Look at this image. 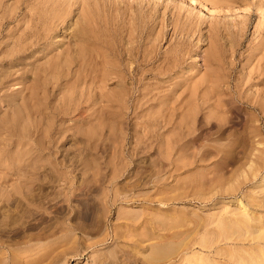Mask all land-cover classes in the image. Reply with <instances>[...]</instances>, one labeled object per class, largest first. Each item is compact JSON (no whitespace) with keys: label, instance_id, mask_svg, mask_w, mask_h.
<instances>
[{"label":"bare ground","instance_id":"6f19581e","mask_svg":"<svg viewBox=\"0 0 264 264\" xmlns=\"http://www.w3.org/2000/svg\"><path fill=\"white\" fill-rule=\"evenodd\" d=\"M17 1H19V0H16V2ZM21 1H23V0H21ZM35 1H37V0H35ZM63 1L67 2L68 0L67 1L62 0V2ZM87 1H89V0H87ZM100 1H101V3H103L102 2L103 0H100ZM100 1H99V3H100ZM105 1H107V2H105V3H107L106 6H108L109 0H105ZM126 1L127 0H125V2ZM146 1L148 2V4H143ZM0 2H3V1L1 0ZM56 2H57V0H56ZM70 2L72 3V0H70ZM85 2H86V0L82 1L83 4H85ZM111 2L114 5L116 3L115 0L110 1L109 3H111ZM125 2H123L122 0L120 2L121 4L124 3L123 5H125V9L129 8V7H127V5L129 6L130 3L131 4L133 3L130 1V2H128L129 4H127V2L125 4ZM191 2H192V4H190L191 8L196 9V7H194V6H195V4L197 5L198 0H191ZM53 3H55L54 0H53ZM71 3H69V4H71ZM80 3L81 2H79L78 4L80 5ZM105 3H103V5ZM134 3H136V6H138L136 8L137 10H135L134 13L136 11H138L139 7L140 8L143 7V5H146V6L151 5L150 8L147 6L150 9V11L146 7L148 9L149 13L151 12L150 14H152L153 10H154L153 12L158 11V13H160L159 9L162 8L163 6L165 7V10H167L166 8H168L167 4H165V0L164 1L163 0H134ZM134 3L132 4L133 10L135 9ZM213 3L211 4L212 9H210V10H212L214 13H216L219 11V9L222 6L220 7L219 3L217 4V2L215 4H213ZM6 4H8V3H6ZM22 4L26 5V3H24V2ZM35 4H37V2ZM42 4H44V3H42ZM58 4L59 3L57 2V7H54V6L51 7L52 9L50 8L51 9L50 12L47 13V11H46L47 14H45V16L42 18L39 16L40 20L38 19L39 22L41 20L44 21L43 22L44 25H42V24L41 25L47 26L48 27L47 29H49V31H50L49 33L56 31L60 26L64 25V27L70 28L72 25L70 27L68 25H70L71 23L73 24V22L70 23V20H69V13L73 14V12H68L70 7L68 8V6L66 5V7L63 8L62 5L64 6L65 5L64 3L60 7H58ZM67 4H68V2H67ZM73 4L76 6L77 3L75 4V1H74ZM83 4H81V5H83ZM112 4H109V5H112ZM119 4L118 5L116 4V6H115V8L118 6L116 9V11H118V12L123 7V6L121 7V5H119ZM131 4H130V7H131ZM2 5L3 4L0 3V44H1L0 45V99H1V101H4L5 103H7V105H6L7 107H8V105L10 106V108L12 107L11 110L12 111L14 110L15 113L12 116H10V115L9 116L8 115L2 116V114L3 113L5 114V112L2 113V111L0 110V113H2V114H0L1 115L0 116V264H45V262H47L46 264H73L72 260L76 261L78 259H81L83 256H87V255H89V257L91 259V264H264V68H262V70H257V71L251 70V71L246 72V73L244 72V70L238 71V69H236L237 65H236V67H233L229 70H222V68L220 66H219V68L218 67L215 68V66H218V65H216V63H218L217 59L221 58V56H220V54L215 55V56H218L216 59V57L213 55L214 53L215 54L217 53L216 52L217 48L214 46L213 47L215 50L214 52L212 51L213 49L210 50L211 49L210 47H208V49L209 48L210 49L206 50L207 52H205V53L210 54L211 53L210 51H212V55L207 54L209 57L208 56L206 57V55H204L205 57H203V64H204L203 68L205 67V71L201 72L199 70H202V69H199V70L196 69V71H198V72L195 71L196 74L193 73V74L189 75L190 73H188V71L185 70L187 72V74L186 75L184 74V76H183L181 73H182V71L184 73L183 65L185 63L184 61L186 60L185 58H187V56L185 57L186 45H187L186 40L193 36V35L191 36L189 34V31H190L189 29H191V31L193 30L192 32L191 31L190 32L193 33L194 35L196 34V32H194L196 29L194 27L195 23L190 25L188 22V20H189L191 23V21H192L191 18L188 19L186 17V19H188L187 24H189V25H186L185 20H182V22H185V24H183L181 22V24H183V25H181L180 21H178V19H177V18H179L180 14L178 16L175 15V16H177V18H175L173 16L174 14L172 15V18L174 17V19L177 20V21L174 20L175 22H177V23H175V24H177V26H176V32L174 31V33H177V31L179 30V31H181L180 34L181 35L183 34V36L180 37L178 40H177V38L179 35L176 37L173 34V36L176 37L175 40L178 42V46L176 45L177 48H173V47L172 48L176 49L175 51L178 52V54L175 53L174 51H172V49H171L172 52L168 50L169 53L171 52L173 54V52H174V54L173 55L169 54L170 56H167L168 55L167 54V55L162 57V59L164 57H166V60H165L166 62L164 60L161 61L162 63H163V61L166 63V65L164 64L163 67L156 65V62H154V61H149L152 59L154 54L152 55V53L150 52L151 46L148 45L147 47H149V48L147 49V47H146V49H144L145 48L144 46L146 44L143 43V41L144 40H145V42L148 41L149 40L148 37L150 38L152 35L149 34L150 36L148 35V37H145L148 40H146L145 38L143 40L142 31H144V29L147 30V27H148V26H145L147 24V22L143 21L144 20L143 19L141 22L146 23V24H143L141 26V27H145L143 30H141V28L138 26L139 24L137 25L135 23L137 25V27L140 28L139 31L141 30V32H139V33H141V34L138 33L139 34L138 35L137 34L138 30L135 32V29L133 26H132L133 27L132 29H134V30H131V28H130V30L128 29L129 31H131L130 33L128 31H126L127 33H129L128 35L127 34L126 35L130 38V43H128L127 40H125V41L130 46L127 47V45H126V47L124 46L125 48L122 49L123 44L124 45L126 44L123 41L124 43L121 42L122 45L120 46L122 50H120L118 52L114 51L115 46L113 47L114 48V50H113V48L111 47L112 44L111 45H105L104 47L102 46L103 47L102 50L99 49L100 47L98 45H95V46H98L99 50L96 47L92 46L93 48H96L95 51L98 50V52H99L98 57L100 60L96 61V62H99L98 63L99 66L97 65L96 67L97 68L99 67V69H100L101 79H98V77L97 78H95V77L89 78V77H91V75L95 76V74L97 73L95 70V72H94L95 74H90V71H91V73H92V70L94 71V69H92V68L95 66H92V68H90L91 64L89 62L85 63V61H88V59H86L85 61H84V59H79V56H80V58H82V57L87 58L86 55L81 56V55H78L79 53H77L76 55L74 54L76 52V50L79 51V48H78L79 46L81 48L80 54H82V51H81L83 49L82 45H83V43H84V45H86V42L84 40L85 39L84 35L87 36V34H84V32H83V34L80 33L79 35H77L78 31H75V32H77L76 36H73L74 33H72L73 34L72 36L77 37L76 39L79 41V43L78 42L76 43L78 47L75 46V44L73 45V46L77 47L76 50H75V48L74 49L72 48V43L71 44L68 43L69 45L66 43L68 45V46L67 45L66 46L67 47L70 46V47L67 48L65 46L66 47L65 50L61 49L60 52L56 53L57 55L52 56L51 59H48V60L46 59L47 62L45 64H43V65H45V68H44V66H42V67L39 66V65H41V63H44V61L43 62L40 61L41 62L40 63L37 59L45 56L51 50L52 46L49 45L46 48L44 46H41V47H43V49H40L41 48L40 47L39 50L42 53L44 52L43 55H42V53L38 52L37 48H36L37 50H35L34 45L37 47V45L42 44V43H46V42H44V39H41V37H39L38 38L39 41L37 40V44H36V40H34L32 37H30V36H32V35H30L31 32L34 31V30H31L30 28H29L30 32L27 31V29H26V31H24L23 35H22V33L20 34L21 35V36H19L20 38H15V37H17L15 34H18L15 31L16 29L14 30L12 28V24L15 22V20L13 21L11 18H7L9 12H8V14L4 13V15H7L6 17L3 16V12H5L3 10H5V8L7 6L4 5L6 7L3 6L4 9H2ZM9 5L10 4H8V6ZM21 5H20V8H19V6L17 8H15V9H17V11L14 10L13 9L14 7H12L13 5H11L10 7H12L11 8L12 11H11V9H9L10 12L13 13V11H15L16 12L15 14H18L19 13L18 11L23 12V10L21 9ZM49 5H50V3H49ZM74 5H73V7H75ZM51 6H52V4H51ZM69 6H72V4ZM85 6H86V4H85ZM119 6L121 8H119ZM258 6H260V8L262 10H264V0L261 1ZM76 7H79V6H76ZM89 7L87 6L88 9L85 8L87 11H85V9L82 10V12H81L82 16H84L83 14L86 15L87 14L86 12H88V15L92 14V13H89ZM41 8H44V6ZM65 8H66V10H65ZM72 8L70 9L71 11L74 10ZM79 8H81V7H79ZM107 8H109V7H107ZM118 8H119V10H118ZM191 8L189 9L190 12L194 11V9L191 10ZM27 9H29V7ZM27 9H25V10H27ZM81 9H83V8H81ZM130 9L131 8L127 9L126 11L128 12V10H130ZM132 9L130 11H132ZM143 9H141V10H143ZM147 9L143 10V11H145V13H146ZM32 11H34V8ZM84 11H85V13H84ZM121 11H123V10H121ZM25 12H27V11H25ZM34 12H36V11H34ZM111 12H113V11H111ZM124 12H125V10H124ZM138 12H139V14H140V12L142 13V11H138ZM138 12H136V13H138ZM77 13H80V12L77 11ZM119 13H121V12H119ZM158 13L156 12V14H158ZM15 14H14V16H16ZM31 14H32V16H34V14L32 12L30 13V16H31ZM81 14H80V16H81ZM129 14H131V12ZM135 14H132V15L134 16ZM142 14L144 15V13H142ZM175 14H177V13H175ZM10 15L11 14H9V16ZM24 15L26 17L25 13H24ZM36 15H38V14H36ZM132 15L130 16L131 18L133 17ZM147 15H149V14L147 13ZM147 15L145 14V16L148 17V19L150 20L149 16H147ZM152 15L154 16V13ZM12 16H13V14L10 17H12ZM70 16H71V14H70ZM107 16H109V15L107 14ZM125 16L127 17L126 14H125ZM125 16H124V18H125ZM189 16L191 17L193 15L190 14ZM16 17H14V19ZM89 17H92L91 21L87 19L88 17L87 18L84 17L86 24L88 21H89L88 24L89 23L93 24L92 22L96 21V20L98 21V19H96V20L93 19V18H95L93 15H91ZM102 17L107 19L106 15H105V17L99 16V19ZM135 17L138 18V19L136 18L137 21L138 20L140 21V19L144 18V16L142 17L139 15V17H140V19H139L138 14H136ZM150 17H151V19L153 18L152 16H150ZM21 18L23 19L24 16ZM21 18H19L20 19L19 21H22ZM76 18H77V16H76ZM131 18H129V20ZM180 18H179V20H181ZM26 19H27V17H26ZM30 19L31 18H29V21H30ZM80 19H81V17L78 18V20H80ZM136 19L133 18V21L131 19L132 24L134 23V21ZM154 19H155V17H154ZM25 20H23V21L25 22ZM122 20H125V19L122 18ZM126 20H128V18H126ZM23 21H22V23H24ZM31 21L29 23L27 22V24H31ZM71 21H73V20H71ZM97 21L94 22L95 26L92 25V27H93L92 29H91V26H89L90 24L89 25L87 24L88 25L87 26L88 28H87L85 26L84 21H80V22H83V24H84L83 26H85V28H82L81 30H83V29L89 30V28H90V30L93 31V29L96 27V25H98L97 23L100 22V20H99V22H97ZM105 21H108V20H105ZM157 21H156V25L159 22V21L158 22ZM32 22H33L32 24H36V23H34L35 21H32ZM103 22H104V20H103ZM108 22H110V21H108ZM115 22H116V20H115ZM127 22H129V21H127ZM17 23H18V26L20 25L22 27L21 22H20L21 24L19 22H17ZM17 23H16V26H17ZM79 23H78V25H80ZM110 23H112V22H110ZM117 23H118V21H117ZM148 23L150 24L149 21H148ZM178 23L181 26H179ZM24 24L26 25V23H24ZM24 24H23V26H24ZM66 24H68V25H66ZM120 24H122V23H120ZM128 24H127V27L129 28ZM135 24H133V25L135 26V28H137ZM175 24H174V26H175ZM31 25H29V26L26 25V26L32 27ZM76 25H77V23H76ZM102 25L103 24L101 23V26ZM106 25H108V24L106 23ZM106 25H105V27L109 28ZM18 26L14 27V28H17L18 30H20L18 28ZM101 26L99 24V26H97V27H101ZM103 26L101 28H104ZM111 26L113 27V30H114L115 27L113 25H111ZM111 26H110V28H111ZM160 26H162V24ZM35 27H36V25H35ZM77 27H78V29H80L81 25H80V27L76 26V28ZM153 27H154V25H153ZM153 27L149 30V33L152 32L151 31L152 29L153 30L156 29ZM22 28H24V27H22ZM37 28H38V26H37ZM42 28L44 29L45 27H42ZM76 28L74 27V29H76ZM101 28H100V30L98 28V32H100V34L102 33L101 30H103ZM106 28L104 29L105 31L107 30ZM119 28L121 29L120 26H119ZM157 28H158V26H157ZM163 28H165V26L162 27V30H164ZM116 29H117V27H116ZM123 29L126 30L125 26L123 27ZM197 29H200V28H198V26H197ZM24 30H25V28H24ZM37 30H36V32H37ZM60 30H62V29H60ZM60 30H59V32L57 30L58 34L60 33ZM67 30H69V29H67ZM90 30H89V35L91 34ZM104 30H103V33H104ZM157 30H158L157 33H159V30H161V29H157ZM162 30L160 31V36L161 35L163 36V34H161V33L164 31H162ZM72 31H74V30L72 29ZM108 31L109 30H107V32ZM110 31H111V29H110ZM121 31H122V29H121ZM133 31L135 32L136 35L133 33ZM186 31H188V34H186L187 33ZM38 32H37V34H38ZM112 32L114 33V31H112ZM116 32L118 33V31H116ZM42 33H44V30ZM85 33H88V31ZM119 33L122 34V32H120V31H119ZM153 33H154V31H153ZM184 33L186 35H184ZM95 34H96V32H95ZM107 34L110 35L111 32L110 33L108 32ZM197 34H198V32H197ZM92 35L89 36V37H92L91 39L94 38ZM123 35H125V34L121 35L122 38L120 36L121 40L124 39L123 37L126 36V35L125 36H123ZM154 35L156 36V32ZM111 36H112V34H111ZM57 37L58 36H56V39H57ZM69 37H71V35L68 36V39H69ZM89 37H87V38L89 39ZM102 37H103V35H102ZM108 37H110V36H108ZM156 37L153 38V40L155 39V41L157 43L158 41H160V39L158 38V40H157ZM164 37H165V35H164ZM100 38H101V35H100ZM115 38H114V40H113V37H111L109 39H111L112 40L111 42H113V41H115ZM129 38H127V39H129ZM64 39H65V37H64ZM64 39L62 42H64ZM66 39H67V37H66ZM71 39L73 40L72 37L70 38V40ZM94 39H97V41H95L94 44L100 43V42H98L99 37H96ZM94 39L92 41H94ZM103 39H105V37H103L102 39H99V41L103 40ZM116 39H118V41H119V36ZM151 39H152V37H151ZM151 39L149 41H151V43H152ZM190 40H191V38H190ZM49 41H47V42H49ZM109 41L110 40L106 41L105 43L103 42V44H106ZM149 41L147 44H149ZM171 41L169 44H172ZM198 41H200V40H198ZM59 42H60V40H59ZM87 42H88V44L92 43L91 40L90 41L87 40ZM188 42L191 43L189 41V39H188ZM200 42H198V43L200 44ZM118 43L119 42H117V45H119ZM151 43H150V45H152ZM79 44H81V45H79ZM101 44H102V42H101ZM107 44H110V42ZM155 44H153V45H155ZM192 45L191 46L189 45V46L192 47ZM58 48L60 50V47H58ZM58 48L56 46V49H58ZM89 48L90 47H88V51H90ZM142 48L144 49L143 53L145 54L143 56V59L140 56L141 52L143 50ZM54 49L55 48H53V50ZM85 50L86 49L84 46L83 54L84 53L86 54L87 50L86 51ZM152 50L154 51V48H152ZM156 50L158 51L159 49L156 48L155 51ZM187 50H188V48H187ZM192 51H193V49H192ZM192 51L190 53H192ZM187 52H189V50ZM36 53H39V55L41 54V56L38 57V54L36 55ZM166 53L167 52H165V54ZM190 53H188V54H190ZM89 54L92 56L91 53H89ZM88 58H89V56H88ZM93 58H94V55H93ZM93 58L91 57V59L90 58L89 59L93 61ZM140 58H141V60H140ZM159 58H160V56H159ZM34 59H35V61H34ZM78 59L83 60L84 63L89 64L90 67L88 65L82 64V62H79V64H80L79 65L77 63L79 61ZM221 59H219V60H221ZM37 61L40 63L39 65H37L38 64ZM198 61H202L200 59V57L196 58L195 63ZM221 61H223V60H221ZM231 61H234V60H231ZM96 62H94V63H96ZM228 62H230V61H228ZM76 63H77V65L73 69V67ZM94 63H92V64H94ZM224 63L223 62L220 63V61H219L218 64H221V65L223 64L222 67H224ZM150 64H153L156 66L151 65L152 67L149 68ZM235 64L233 63V65H235ZM26 65H29L31 67L27 69L26 67H24ZM94 65H96V64H94ZM160 65H162V64H160ZM185 65H186V63H185ZM192 65H194V64H192ZM230 65H231V63H230ZM188 66H189V64H188ZM225 66H226V64H225ZM67 68H70L71 71L73 70L72 74H71V72L70 73L66 72ZM89 68H90V70H89ZM193 68H194V66H193ZM63 69L66 70V71L65 70L64 71H65V73L69 74L68 75L69 77L70 76L72 77V79L70 81L74 80L73 81L74 83L70 82V81L66 82L68 84H66L65 86L69 85V83H72V85H69L71 87L68 86L70 88V89L68 88L70 91L76 90V92H77V90L79 91L78 88H80V87H82L80 89H85V88L89 89L90 88V89L99 90L98 88L100 86V92L102 94H104L103 90H105L106 88H104L102 90L103 91L102 92L101 89L104 87L103 85L105 84V86H106L107 85L106 83L108 81H110V79L116 80V84H118L120 86L119 90L120 89L121 90L120 91L116 90L117 92L115 91V94L119 93V95H117V97L115 96L116 98H114V99H111L114 97V95L110 96V98L109 97L106 98V96L103 97L101 93H100L101 94L100 95L99 92H95V93H98L99 96H102V97H100L101 100H100V98H97V97H94L95 99H93V97H88V92L86 93L87 94V98H86L87 100L85 102H87V101L91 102L93 107L97 105L96 106L97 110H99L100 109L99 107H101L100 105H98L99 102L100 103L105 102L103 104H106V102H107L109 104L108 108H103V109H102L103 105L101 104L102 105L101 110H103L101 112H99V111L95 112L96 108L95 109L91 108L94 110L95 113L90 112L88 114L89 117L91 118V117H94V116L99 115L101 113L99 115V117H97V118L101 119L102 118L101 116L103 114L104 121L106 118L111 119V117L120 118L119 120L120 121L123 120V123H124V120H126L127 122L125 121V123L127 124V126H125V124H123L121 122L124 126L120 127L121 124H119V127H118L117 124H118L119 120L117 121V119H115V121H117L116 124L113 122L114 127H112V128H114V129H112L110 127V126H113L112 125L113 123H111L110 126L108 125L109 128L112 129L111 132L113 130H115V125H116V127L120 128L121 129L120 133L117 132L118 130L115 131V133L113 131V133L115 134V136H116V133H117V136H118V134L124 135L126 137L125 141L127 138L129 140V137H130L127 130H129V132L131 131L130 141H127L126 144L124 143L123 146L122 145L120 146V147H123L119 151L120 154H122V152L125 151V152H123V154L127 152L126 153L127 158H131V159H134L135 157L136 158L140 157L141 155H139V154H141V153L143 154L142 155L143 157L141 156L143 159H144V156H146V159H147V154L150 157V159H151V157L155 158V156H156L157 163L153 161L154 160V158H153L152 162H154L155 164H154V166L152 164L151 165L153 167H155L156 165H158V167H160V168H158L159 170L157 169V167H155V169H157V170L154 171V174L151 173V172H153L152 170H154V169H152L150 171L148 168L145 167V169H148L150 171V172H148L146 170L145 175H146V173H151L150 176L155 175V176L159 177V179L153 180L156 182L154 192H152L153 190H151V189L149 191V193L152 192V193H154V195H152L151 193L146 194L147 192L145 191L146 193L144 192L143 194H141V196L146 194L145 200L142 199L143 200L142 201L139 199L140 201H142L141 207L145 206L144 209L145 208H148V209L147 210L145 209V211H141V212L139 209L136 212L137 214H134V211L136 209L134 211H129L128 213H125V212L121 213L122 210H120L118 212L120 214V215L118 214V217H119V219H122V221H119L118 218L116 220H118L119 222L115 223L113 221L115 224L112 225V231H111L110 227L105 229V227H106L105 221H109L107 219L108 215L105 214L106 211H108V208L110 209V212H112L113 210L118 208L119 204L128 205L130 203L135 202L137 204L138 202H140L139 200H137V198H136V200H134V197H129L127 195V193L128 192L130 193V191L133 193L134 192L133 190H139L141 187H143V184L146 185V182L150 183L151 178L149 179L147 177L148 181H145V183H143L144 181L143 182L140 181V183H139L138 180H137L138 183L137 182L135 183L133 181V179H131L134 183L133 182L131 183L129 181L130 184H127L128 180H126L125 181L126 183H124L125 184V186H124L123 183H122L123 184L122 185L121 182H119V179L122 177V173L124 172L123 169L124 168L128 169L127 166L125 167L126 163L124 164V168L122 166H120V168H117L118 166H116V167L111 166L113 170L111 169V173L108 174V176L107 175L105 176L104 174L106 173L107 168L106 169H104V167L102 168V169H104V171L106 170L105 173L102 174L103 171L100 170V168L98 169L96 166L97 164L93 163V161H95L97 163L99 162L98 163L99 167H101L102 164L100 166V161H97L98 159L93 157V154H92L91 157L93 158V161L92 162L90 161V162H91V165L94 164L95 167L98 170H100L99 175L97 176V174H95L98 171L97 172L94 171L93 173H90V177L87 178V180H85V181L91 182L92 184L95 185V184H98L97 182H99V181H97V179H99V176L101 177L100 181L101 180L104 181V178L106 177L104 182L101 181L100 185H97V186H100L99 190L96 187V185L95 186H93L92 184L90 185V186H93L92 188L96 187L98 192L100 193L99 194L100 196H98V192H97V195L95 194L96 197L101 198L102 197L101 192H102V194H104L105 190L108 191L107 188H109V186L111 187L110 188L111 190H115L116 194L113 192L114 193L113 196H111V195L108 196L109 192H107L104 194L106 196V198H103V200L105 199L104 202H102V198H101V201L98 202V204H97V201H99V200L93 201L94 199L92 198L93 202L87 203V202H84V200H85V198L83 197L84 195L82 196V190L87 186L80 187L79 185H77L75 183V180L72 179V177L74 175L73 173H75L76 171L78 173V171L80 170V169L79 170L77 169L74 172L73 171L74 169L73 170L71 169V165L74 164L75 160H77V158L79 156H76V159L74 160V162L72 160L73 164H71V157L74 155L70 156V154L72 152H68L66 158L64 159L65 160L64 163L62 162L63 164L59 165L60 163L58 162L59 164L57 165V163L54 162V159H55V158H53V156L55 154L54 150L59 148V144H60L61 140L63 142V140L66 138L64 142L68 143L70 141V139H69L70 136L69 137L64 136V138L62 139L60 136L61 134H59L60 139H61L59 141L58 140L59 136L53 135L52 132H54V131H51V132L49 131L50 129L48 127L54 126V124L52 125V123H50V126L45 125L49 130L47 128H46V130H44V132L48 136L51 137V139H48V142L50 143L49 145L47 144V141L45 140L47 146L44 143V147H42V146H40V141H38L39 139L38 140H34L36 138L33 139V134H32L33 131H31L33 129V127H35L34 130L36 129L38 133L39 132L41 133V130L45 129L44 128L45 126L43 127V120L46 116L43 117L44 112L42 111L43 113L41 114L40 111H41V109L45 110L46 105H43L44 106V109H43L40 106L41 104H43V102L38 106L37 101L39 104V99L45 98L44 96L47 95L48 93L43 94L44 96H41L40 93L43 90H41V92H40L38 89H41V87L43 89L44 86H46L45 88H50V86H53L52 88L54 89V87L57 85H59V88H60L61 81L63 82L64 77H67L63 73ZM189 71H190V69H189ZM97 75L99 76V71H98ZM97 79L101 80L100 81L101 83L99 82L100 84H98ZM113 81H111V82H113ZM111 82H109V83H111ZM13 83L16 86H18L19 90H20V88L22 89V90H20L21 93H19V94L17 93L18 95H16V92H15V94H13V95L12 94L6 95L4 92H9L10 90L7 91L8 88L5 91H3V90L8 86L10 87V85L11 86L14 85ZM90 85L96 86L98 88L97 89H96V87L93 88ZM112 85H114V84H112ZM63 87H64V85H63ZM116 87H117V85H116ZM65 88H67V87H65ZM109 89L110 88L106 89L105 93L108 92ZM111 89L114 90L115 88H111ZM59 90H61V88ZM69 90H67V91H69ZM54 91H52V92H54ZM70 91L68 92L70 95L66 91H63L67 95H69L67 98H66V96H67L66 94H64L63 96H65V99H67V100L69 99L72 102H74V98L72 96L73 91H72V94L70 93ZM84 91L82 92V94H84L86 92V91L85 92ZM88 91L90 92V90H88ZM76 92H74V93H76ZM109 92L111 95L112 91H109ZM44 93H45V91H44ZM90 93H92V91ZM78 94H80V91L78 92ZM106 94H107V96H109L108 93H106ZM106 94H104V95H106ZM113 94H114V92H113ZM61 95H56V96H58V99H59L60 98L59 96H61ZM74 95L76 96V94H74ZM70 96H72V97L70 98ZM94 96H96V94ZM46 98H48V97L46 96ZM49 98H48V100H49ZM82 98H84V97H82ZM58 99H55V100L58 101ZM78 99H80V98H78ZM67 100H65V101H67ZM81 100L82 99H80V101ZM1 101H0V105H1L0 107L2 109L3 103ZM45 101L47 102V100L44 99V103H45ZM78 101H76V105H77V107L78 106L80 107V105H82V103L79 101V103L77 104ZM63 103H62V105H64ZM67 104H68V102H67ZM71 104H73V103H71ZM87 104H90V103L87 102ZM62 105H61V107H62ZM65 105H66V103H65ZM57 106H59V105H57ZM71 106L72 105H69L68 107H71ZM104 106L107 107V104ZM68 107H65V110ZM159 107L161 110H158ZM10 108H6V109L10 111ZM38 108H40V110H38ZM47 108H48V105H47ZM55 108H56V106H55ZM86 108H88V107H86ZM70 109H68L69 112H67V113H70ZM75 109H76V107H75ZM57 110H59V109H57ZM73 110H74V108H73ZM46 111H48V109ZM61 111L62 110H60V113H61ZM75 111L77 113V110H75ZM82 111H79V112L81 113ZM85 111H87V110L85 109ZM53 112H56V110L54 111V109H53ZM6 113L9 114V112H7V111H6ZM72 113H73L72 115L75 114L74 111ZM49 115H51V113ZM69 115H71V114H69ZM82 115L86 116L87 114L83 113ZM75 116H76V114H75ZM85 116L82 118L85 119ZM50 117H52V119H53V116H50ZM86 117H88V116H86ZM89 117H88V119H89ZM58 119H59V117H58ZM66 119L67 118L65 117V120ZM93 119H96V118H93ZM93 119L91 118L90 120L93 121ZM47 120H51V119L49 118ZM128 120H130V121H128ZM138 120H142V122H140ZM52 121H54V120H52ZM120 121H119V123H120ZM83 122H84V120H83ZM83 122H82V124H83ZM94 122H93V124L90 122L92 124L91 126L94 125ZM97 122H99V120ZM111 122H112V120H111ZM64 123H63V126L65 125ZM76 123L78 125L79 122H76ZM102 123H103V121H102ZM107 123H109V121H106V124H103V126L104 125L107 126ZM44 124L48 125L47 121H45ZM100 124H101V122H100ZM100 124H97V125H100ZM10 125H11V127L12 126L15 127V128L10 129V130H14V132L9 131L10 133L12 132L10 136H8L9 134L6 133V135L9 137V138H6L4 135V132H5L4 129L7 130V128H8V130H9ZM61 125L62 124L60 123V126ZM69 125H70V123H69ZM80 125L81 124H79V126ZM86 125H88V124H85V126ZM60 126H58V127L60 128ZM74 126H73V128H76V126L75 127ZM79 126H78V128H79ZM91 126L90 127L87 126V128L92 129ZM95 126H96V124H95ZM95 126H93V127H95ZM103 126L100 125V127H103ZM106 126H104V128H102V129H105ZM136 126H141L140 128L142 130H138V127H136ZM31 127H32V129H31ZM96 127H97L96 131H98L99 133L102 132L101 131L102 129L101 130L98 129L99 126H96ZM124 127H125V130L127 129L126 130L127 132L124 131ZM41 128H43V129H41ZM62 128H64L65 130L67 129L66 127H62ZM78 128H76V129L79 132L80 128L79 129ZM87 128H86V130H87ZM64 129H62V131ZM68 129L70 130V127ZM81 129L85 130L84 127ZM81 129H80V132H81ZM2 130L4 131L3 133H1ZM75 130H74V132H75ZM83 130H82V133H78V132L77 133L79 135L83 134V136L85 138H87V136H88L87 134L92 132L91 130H87L88 133L86 134V133H83L84 132ZM86 130H85V132H86ZM92 130H94V129H92ZM58 131H60V130H58ZM37 132H36V135H37L36 137L38 138L39 134H37ZM64 132L65 131H63V134H64ZM66 132H68V133H65V134L69 135V131L66 130ZM72 132H73V130H72ZM74 132H73V134H74ZM93 132L91 134H93ZM98 132H96V133H98ZM111 132L109 130V133L112 135L113 133H111ZM103 133L106 134L104 130H103ZM103 133H102V135H103ZM75 134H76V132H75ZM84 134H86V135H84ZM91 134H89V135L92 136ZM110 134L108 136V137H110L108 140H107V138L104 139V140H106V142L107 141L109 142V145H110V143H111V145L113 143L110 141L115 140L117 142L118 140H120V138L121 139L124 138L122 135H119V139L117 137V139H118L117 140V139H115L116 137L114 135L111 138ZM45 135H44V137H45ZM47 135H46L45 139H47ZM74 136L78 137L77 134ZM80 136H79V138H80ZM94 136L96 138L94 141L96 144L100 143V141L103 139V137L100 136L102 139L99 142H96V140L99 136H97V135H94ZM105 136H104V138H105ZM34 137H35V135H34ZM76 137H73V138L76 139ZM136 138L138 140H136ZM81 139H83V138H81ZM84 139L81 141H84ZM92 139L94 140V138H92ZM92 139H91V141H92ZM111 139H114V140H111ZM40 140L42 141V135H41ZM104 140H102L101 142H104ZM32 141H34V142H32ZM76 141H80V140L78 139ZM62 142H61V144H62ZM85 142L87 143V146H91L89 144V140H85ZM106 142H104V144ZM74 143L75 142L72 141L71 144H74ZM121 143H123V139L121 140ZM121 143H119V144H121ZM41 144H43V141ZM104 144H103V146L106 145V144L105 145ZM80 145L82 146V144H80ZM109 145L107 143V147ZM114 145L116 146V148L114 147L115 151H116V149L118 147L117 143ZM76 146H78V145H76ZM81 146H80V148H81ZM83 146H82V149H83ZM92 146H94V143ZM92 146L90 148H92V150H93L94 147H92ZM77 148H79V147H77ZM96 148H98V147H96ZM109 148L112 149V146L108 147V149ZM61 149H62V147H61ZM65 149H66V147H65ZM99 149H102V148H99ZM70 150H71V148H70ZM70 150H68V151H70ZM92 150L88 149V151H92ZM96 150L97 149H95V152H96ZM121 150H123V151H121ZM78 151L81 152V149ZM86 151H85V154H86ZM100 151H103V150H100ZM104 151H105V149H104ZM111 151H113V150H111ZM115 151H113L114 154L118 152V150H117V152H115ZM60 152H61V150H60ZM64 152H66V151L64 150ZM64 152H63V154L65 155ZM88 153H90V152H88ZM57 154H56V156H57ZM85 154H83V155H85ZM98 154H103V153H98ZM59 155H61V153L58 154V157H59ZM90 155H91V153H90ZM103 155H105V154H103ZM112 155H110V156H112ZM117 155H119V154H117ZM82 156H81V159L83 160ZM96 156L100 157L101 155L96 154ZM110 156H108V157H109L110 163H111L112 161H111ZM91 157H89L88 160ZM114 157H115V155H114ZM119 157L121 158L122 156L119 155ZM74 158H72V159H74ZM94 158L97 160H94ZM56 159H57V157H56ZM62 159H61V161H62ZM79 159H80V157H79ZM104 159H106V158L104 157ZM99 160H102V159L100 158ZM106 160H108V159H106ZM106 160H104V162H106ZM112 160H114V158ZM124 160H123V163L125 162ZM115 161H116V158H115ZM119 161H121V159H119ZM79 162L81 164V160ZM126 162H128V161H126ZM137 162H139V161H137ZM140 162H143V161H140ZM152 162L150 161L149 163H152ZM82 163H83V161H82ZM85 163L88 164L89 161L88 162L85 161ZM101 163H103V162H101ZM114 163L115 162L113 161L111 163V165H113ZM143 163H145V162H143ZM107 164H108V162H107ZM118 164H120V163H118ZM128 164H130V163H128ZM83 165H84V167H87L90 164H88L86 166H85V164H83ZM105 165H106V163H105ZM134 165H136L135 162H134ZM139 165H140V163H139ZM74 166L75 165H73L72 167H74ZM145 166H147V165H145ZM79 167H80V165H79ZM84 167H83V169H84ZM89 167L87 169H94L93 166H89ZM108 167H110V164ZM129 167H130V165H129ZM135 167H137V166H135ZM138 169L139 168H136L137 172H138ZM141 170H144V169L142 168ZM83 172H85V170ZM100 172H101V174H100ZM85 173H87V172H85ZM139 174H140V172H139ZM85 175H89V174H85ZM101 175L104 178H102ZM137 175H138V173H137ZM140 175H142V174H140ZM81 176H84V173ZM111 176H112V178L109 179V177H111ZM136 177L137 176H135V178ZM145 177H143V178H145ZM82 178H85V177H82ZM138 179H140V178H138ZM81 183L82 182H80V184ZM82 184L83 185H81V186L86 185L85 183H82ZM88 184H90V183H87V185ZM92 188H91V190H92ZM144 188L145 187H143L142 189H144ZM88 190H90V188H88ZM104 195H103V197H105ZM121 195L122 196L125 195L128 197L124 198V196L121 197ZM81 196H82V198H81ZM135 196H137V195H135ZM80 200L83 201V203H85L84 205H82V207L84 206V209L82 207L80 208V207L75 206L76 203ZM122 200L125 203H120ZM89 201H90V199H89ZM74 202H76V203H74ZM179 202L198 203L202 206V208L193 211V209L192 210L188 209V208L187 209H180V208H177L178 206L173 207L174 204H177ZM99 203H100V205H99ZM155 203H160L162 205L164 203H166V205L171 204L172 206H170V208H168V206H166L169 209L167 211H165V210L160 211V207H162V206H160L158 210H155V208H154ZM72 204H74V205H72ZM79 205H81V204H79ZM233 205H235L237 207L234 208ZM99 206L102 208H100ZM163 206H165V205H163ZM209 206L212 207L210 209H214L212 212L211 211H210V213L206 212L207 214H203L200 212V210H202V211L207 210V208H209ZM71 207H73V209H74L73 212H75L74 219H77V220L80 219L81 221H83L82 223H80V224L78 222H77V224L67 223V220L66 221L63 220V217H66L63 215H61V216H63L62 217L63 221H58L61 219H58L55 221L54 217L56 219L58 217V216H55L56 212H67L68 210L71 209ZM98 207L102 211L100 210V212H101L100 215L98 212L99 217H98V215H96V217H98L96 219L94 217L95 213H93V212H94V210L99 211ZM104 208H107L105 213H104L105 216L103 214V211L105 210ZM189 208H190V206H189ZM124 209H125V206H124ZM144 209H142V210H144ZM152 209H154L155 212L151 213L153 211ZM164 209H166V208L164 207ZM138 211L141 214H138ZM71 214H72V212L70 214H68L67 216H69V215L71 216ZM108 214H111V213L108 212ZM70 216L68 217V219L70 218ZM122 216H124L123 218L128 216V218H125V219H127V221L125 219H123ZM104 217L107 220H104L105 219ZM58 218H60V216ZM93 218L96 219V221L92 222L91 226H89L90 223L86 224L88 221L90 222V221L94 220ZM71 222H73V221H71ZM168 222H171L170 223L171 227H168V225H167ZM170 224H169V226H170ZM164 225L167 226L168 228H170L171 230H167V229L163 230L165 228ZM161 227L163 229H160ZM34 230H37L38 232L36 231L34 233H31ZM78 230L82 231V234L84 236L86 234H90V235L92 234L93 235L94 233H96L100 237V235L104 234L105 231H106V234H105V237L103 236V239H97L96 238L97 241L99 240L97 243L87 244L85 239L81 238L82 235L80 238L75 237L76 233H78ZM140 231H141V234H140ZM142 231H143V234H142ZM57 233L63 234L64 237H63L62 241L61 240L59 241V239H58V241L55 240L56 239L55 236H57V235L60 236V234H57ZM84 238H86V237H84ZM111 239L115 240V242L113 241V243H116L117 245H105ZM44 240L51 241L52 245H46V244L41 245L40 243H42ZM88 243H90V242H88ZM122 243H132L133 245H123ZM144 243H147V244L143 245ZM196 246L200 247V251H196ZM108 247H111V248H108ZM190 252H192L191 255H189ZM90 254H91V256H90Z\"/></svg>","mask_w":264,"mask_h":264},{"label":"rangeland","instance_id":"374dc122","mask_svg":"<svg viewBox=\"0 0 264 264\" xmlns=\"http://www.w3.org/2000/svg\"><path fill=\"white\" fill-rule=\"evenodd\" d=\"M1 1V0H0ZM3 2H0V3H2L3 5H2V9H4L3 8V6L4 5H6V6H4V7H6L5 8V10H3V11H5V12H3V16H7V15H4V13H7L8 14V12H9V14H13V18L12 17H10L9 16V14H8V16H7V18H11L13 21L15 20V22L12 24V28L16 31V33H18V34H15L17 37H15V38H20L19 36H21L20 34L22 33V35L24 34V31H26V29H27V31H29L30 32V29L31 30H34V31H32L31 32V34L30 35H32V36H30V37H32L34 40H36V44H37V40H38V38L39 37H41V39H44V42H46V43H42V44H39V45H37V47L34 45V49L35 50H37L38 49V52H40V50H39V48L41 47V46H44L45 48L46 47H48L49 45H51L52 47H51V50L45 55V56H43V57H40V58H36L39 62L41 61V62H43L44 61V63H41V65H39L40 63L37 61V65H39V66H44V68H45V65H43V64H45L46 62H47V60L48 59H51L52 58V56H55V55H57L56 53L57 52H60L61 51V49L62 50H65L66 49V47L69 45L68 43H72V48L74 49L75 48V50H76V48L78 47L77 46V42L79 43V41L76 39L77 37H73V36H76V34H77V32H75V31H78V34L77 35H79L80 33L81 34H83V32H84V34H87V36L86 35H84L85 36V42H86V45H84V43H83V45H82V47H83V49L81 50L82 51V54H80L81 52H80V46L78 47L79 48V51L78 50H76V52L74 53L75 55L77 54V53H79L78 55H81V56H85L86 55V57L87 58H85V57H82V58H80V56H79V59H84V61L86 60V59H88V61H85V63H90L91 64V67H90V65L89 64H85L84 63V61L83 60H79L77 63L79 64V62H82V64H84V65H88L90 68H92V66H95V67H93L92 69H94V71L92 70V73H91V71H90V74H95L94 72H95V70H96V74H95V76L93 75H91V77H89V78H93V77H95V78H97L98 77V79H101V74H100V69H99V67L97 68L96 66L98 65L99 66V62H96L97 60H100L99 59V52H98V50L100 49V50H102V48L105 46V45H111V47L113 48L114 46V48H115V50H114V48H113V50L114 51H116V52H118V51H120V50H122V49H124L125 47H126V45H127V47L128 46H130L129 44H127V42L128 43H130V38L127 36L131 31H129L130 30V28H131V30H134L135 29V32L138 30V32H137V34L139 33V32H141V30H143L145 27H141L143 24H146V23H142L141 21L143 20V21H145V22H147V24L145 25V26H148L147 27V30L146 29H144V31H142V36H143V40H144V38L145 37H148V35L150 34V35H152L151 37H152V39H151V37L149 38L148 37V39L150 40H152V43H151V41H149L147 38H145L146 40H148L149 41V44H147L148 43V41H146L145 42V40L143 41V43H145L144 45V49H146V47L149 45V46H151V50H152V48H154V51H155V49L157 48V49H159L158 51L156 50L155 52L153 51H151L150 50V52L152 53V55H153V57H152V59L151 60H149V61H154V62H156V65H158V66H162L163 67V65L165 64L166 65V57H164L163 59H162V57L163 56H165V55H167V56H170L172 53V51H174L175 53H177L178 54V52H176L175 50L176 49H173V48H177V46H178V42L175 40L176 39V37L178 36V38H177V40L180 38V37H182L183 36V34L181 35L180 33H181V31H177V33H174V31L176 32V26H177V24H175V23H177V22H175V21H177V20H175L174 19V17L175 18H177V16L180 14V16H179V18L181 19V20H179V18H177L178 19V21H180V24H181V22H182V20H185V22H186V25H191V24H194V27H195V31L194 32H196V36L193 34V33H191L192 31H191V29H189L190 31H189V34L192 36V37H190L191 38V40H190V38H188L189 39V41L191 42V43H189L188 42V39L186 40V55H185V57L187 56V58H185L186 60L184 61L185 63H186V65H185V63H184V65H183V68H184V73H183V71H182V75L184 76V74L186 75L187 74V72L186 71H188V73H190L189 75H191V74H193V73H195V71H196V69L197 70H199V69H202V70H199V71H201V72H203V71H205V67L203 68V66H204V64H203V57H205L204 55H206V57L208 56L207 54H209V53H205V52H207L206 50H209L210 48V50H212L213 52L215 51L214 50V46L217 48H215L217 51V53L215 54H213L214 56L215 55H218V54H220V56H221V58H218L217 59V57L218 56H215L216 57V59L218 60V63H219V61H220V63H224V67L226 68H224V67H222L223 66V64L221 65V64H218V63H216V65H218V66H215V68H219V66L222 68V70H229V69H231V68H233V67H236V65H237V68L236 69H238V71H242V70H244V72L246 73V72H249V71H251V70H255V71H257V70H262V68H264V10H262L261 8H260V6H258L259 4H260V2L261 1H263V0H198V2H197V5L195 4V6L194 7H196V9H194V8H191V6H190V4H192V2H191V0H165V4H167V7L168 8H166L167 10H165V7L163 6L162 8H160L159 9V12L160 13H158V11H155V12H153L152 11V14L154 13V16L152 15V14H150L149 13V11H150V7H151V5H143V7H139L138 8V11H142V13H144V15L140 12V14H139V12L138 11H136V12H138V13H136V14H138V17H139V15L140 16H144V18H142V19H140V17H139V19H140V21L138 20L137 21V17H135V13H134V11L135 10H137L136 8L138 7V6H136V3H134V0H127L126 2H127V4H129L128 2H133L134 4H135V9L133 10L132 9V4H131V7H130V4H129V6L127 5V7H129V8H131L132 9V11H130V10H128V12L126 11L127 9H129V8H127V9H125V5H123L124 3H120L121 2V0H115V5L114 4H112V2L111 3H109L110 1H113V0H109L108 1V6H106V4L107 3H105V2H107V1H105V0H103L102 2L103 3H105L104 5H103V3H101V1L100 0H89V1H87L86 0V2H85V4H86V6H85V4H83L82 3V1H85V0H72V3L70 2V0H66L67 2H68V4L69 3H71L72 4V6H69V5H71V4H67V2H65V1H63L62 2V0H57V2L59 3L58 4V7H60L63 3L65 4L64 6L62 5V7L64 8V7H66V5L68 6V8H69V11L68 12H73V14L72 13H69V20H70V23L71 22H73V24L71 23L70 25H68V24H66V25H68L70 28H68V27H64V25L63 26H60L57 30H58V32H59V30L60 29H62V30H60V33L58 34V32H57V30L56 31H54V32H51V33H49L50 31H49V29H47L48 27L47 26H42V25H44V21H40L39 22V20H40V17L42 18V17H44L45 16V14H47L48 12H50L51 11V7H57V2H56V0H54V2L55 3H53V0H37V1H35V0H23V1H21V0H19V1H17L16 2V0H2ZM49 1V2H48ZM74 1H75V4H76V6H79V7H81V8H83V9H81V8H79V7H76L73 3H74ZM99 1H100V3H99ZM123 2H125V0H122ZM164 1V0H163ZM26 3V5L25 4H22V3ZM37 2V4H35ZM62 2V3H61ZM79 2H81L80 3V5L78 4ZM126 2H125V4H126ZM136 2V1H135ZM211 2V3H210ZM214 2V3H213ZM217 2V4L219 3V6L221 7L220 9H219V11L218 12H216V13H214L212 10H210V9H212L211 8V4L213 3V4H215ZM6 3H8V4H10L9 6H8V4H6ZM18 5H17V4ZM28 3V4H27ZM42 3H44V4H42ZM49 3H50V5H49ZM88 3V4H87ZM114 3V2H113ZM120 3V4H119ZM17 6H16V5ZM22 4V5H21ZM51 4H52V6H51ZM81 4H83V5H81ZM109 4H112V5H109ZM116 4L118 5H121V7L119 6V8H121V10H123V11H119V12H121V13H119L118 11H116V9H117V7L115 8V6H116ZM143 4H148V2L146 1L145 3H143ZM11 5H13L12 7H14L13 9L14 10H16L17 11V9H15V8H17L18 6H19V8H20V5H21V9L23 10V12H20V11H18L19 13L18 14H15L16 12L15 11H13V13H11L10 12V10L9 9H11L12 7H10ZM31 5V6H30ZM39 5V6H38ZM56 5V6H55ZM73 5L75 6V7H73ZM92 7H91V6ZM26 8H25V7ZM38 8H37V7ZM44 6V8H41V7H43ZM84 6V7H83ZM87 6L89 7V13H92V14H90V15H88V12H86L87 14L85 15V14H83L84 16H82V14H81V12H82V10H84L85 8L86 9H88L87 8ZM29 7V9H27ZM41 9H40V8ZM49 7V8H48ZM73 7V8H72ZM107 7H109V8H107ZM145 7V8H144ZM149 9V11H148V9ZM33 8H34V11H36V12H34V11H32L33 10ZM36 8V9H35ZM51 8V9H50ZM74 9L73 11H71L70 9ZM78 8V9H77ZM114 10H113V9ZM119 8H118V10H119ZM144 8V9H143ZM191 8V10L192 9H194V11H192V12H190V9ZM25 9H27V10H25ZM32 9V10H31ZM76 9V10H75ZM81 9V10H80ZM85 9V11H87ZM141 9H143V10H146L147 9V11H146V13H145V11H143V10H141ZM29 10V11H28ZM43 10V11H42ZM65 10H66V8H65ZM109 10V11H108ZM124 10H125V12H124ZM11 11H12V9H11ZM25 11H27V12H25ZM42 11V12H41ZM46 11H47V13H46ZM77 11L78 12H80V13H77ZM85 11H84V13H85ZM111 11H113V12H111ZM115 11V12H114ZM33 13L34 14V16H32V14H31V16H30V13ZM39 12V13H38ZM41 12V13H40ZM76 14H75V13ZM131 12V14H129ZM133 12V13H132ZM156 12L158 13V14H156ZM24 13L26 14V17H27V19H26V17H25V15H24ZM28 13V14H27ZM119 13V14H118ZM147 13L149 14V15H147ZM165 13V14H164ZM175 13H177V14H175ZM14 14L17 16H14ZM24 16V18L22 19L21 17H23L22 15ZM36 14H38V15H36ZM70 14H71V16H70ZM80 14H81V16H80ZM103 14V15H102ZM107 14L109 15V16H107ZM112 14V15H111ZM125 14L127 15V17L125 16ZM132 14H135L134 16L132 15ZM145 14L147 15V16H149V18H150V20L148 19V17H146L145 16ZM167 14V15H166ZM174 14V15H173ZM190 14H192L193 16H189ZM20 15V16H19ZM77 16V18H76V16ZM79 15V16H78ZM91 15H93L95 18H93V19H98V21L97 22H99V20H100V22L104 25H106V23L108 24V25H106L107 27H109V28H106L105 27V25L103 26L104 28H101L102 26H101V23L99 22V23H97L98 25H96V27L93 29V31L92 30H90V28H89V30L91 31V34L89 35V30L88 29H83V30H81L82 28H85V26L87 27L89 24V26H91V29L93 28L92 27V25L93 26H95L94 25V22H96V21H93L92 23L93 24H91V23H89L88 24V22H87V24L85 23V18L84 17H88L87 19L88 20H92L91 18L92 17H89V16H91ZM105 15H106V17H107V19L106 18H100L99 19V16L101 17V16H104L105 17ZM111 15V16H110ZM125 16V18H124V16ZM133 16L132 18L130 17V16ZM159 15V16H158ZM172 15L174 16L173 18H172ZM175 15H177V16H175ZM29 16V17H28ZM40 16V17H39ZM150 16H152L153 18V20L151 19V17ZM158 16V17H157ZM189 16V17H188ZM14 17H16L15 19H14ZM71 17V18H70ZM79 17H81V19L80 20H78V18ZM154 17H155V19H154ZM186 17L188 18V19H192V21H191V23H190V21L188 20V19H186ZM19 18H21L22 19V21L23 20H25V22L24 23H26V25L27 26H29V25H31L33 22L32 21H35L34 23H36V24H32L31 26L34 28H32V27H27L24 23H22V21H19L20 19ZM29 18H31L30 19V21H31V24H27V22L29 23L30 21H29ZM122 18L123 19H125V20H122ZM126 18H128V20H126ZM129 18H131L132 19V21H133V18H137L135 21H134V23L133 24H139L138 26L141 28V30L139 31V27H137V25H136V27L138 28H135V26L132 24V21H131V19L129 20ZM146 18V19H145ZM18 19V20H17ZM39 19V20H38ZM84 19V20H83ZM111 19V20H110ZM71 20H73V21H71ZM103 20H104V22H103ZM105 20H108V21H110V22H112V23H110V22H108V21H105ZM114 20V21H113ZM115 20H116V22H115ZM150 22V24L148 23V21ZM159 22H158V21ZM175 20V21H174ZM187 20H188V22H189V24H187ZM37 21V22H36ZM80 21H84V23H85V26H83L84 24H83V22H80ZM117 21H118V23H117ZM120 21V22H119ZM127 21H129V22H127ZM156 21L159 23H157V25H156ZM17 22H21L22 23V27H24L25 28V30H24V28H22L20 25L18 26V23ZM80 22V23H79ZM106 22V23H105ZM127 22V23H126ZM155 22V23H154ZM185 22H182L183 24H185ZM16 23H17V26H18V28L22 31H20V30H18L17 28H14V27H17L16 26ZM20 23V24H21ZM75 23V24H74ZM76 23H77V25H76ZM78 23L81 25V28L80 29H78V27L76 28V26H79L80 27V25H78ZM113 25L114 27H115V29L113 30V27L110 25ZM115 23V24H114ZM120 23H122V24H120ZM124 23V24H123ZM126 23V24H125ZM129 23V24H128ZM142 23V24H141ZM23 24H24V26H23ZM39 24V25H38ZM42 24V25H41ZM96 24V23H95ZM99 24H100V26L101 27H97V26H99ZM119 24V25H118ZM127 24H128V26H129V28L127 27ZM154 25V27H153V25ZM162 24V26H160ZM164 24V25H163ZM174 24H175V26H174ZM179 23H178V25L179 26H181V25H183V24H181L180 25ZM15 25V26H14ZM34 25V26H33ZM35 25H36V27H35ZM74 25V26H73ZM125 26V29L126 30H124L123 29V27ZM156 25V26H155ZM198 26V28H200V29H197V26ZM37 26H38V28H37ZM83 26V27H82ZM110 26H111V28H110ZM119 26L121 27V29H122V31H121V29L119 28ZM131 26V27H130ZM134 27V29H132L133 27ZM151 26V27H150ZM157 26H158V28H157ZM165 26V28H163L164 30H162V27H164ZM27 27V28H26ZM42 27H45L44 29L42 28ZM62 27V28H61ZM74 27L76 28V29H74ZM116 27H117V29H116ZM156 28V29H152L151 31L152 32H150L149 33V30L151 29V28ZM161 27V28H160ZM22 28V29H21ZM30 28V29H29ZM42 30H41V29ZM69 29V30H67V29ZM88 28V27H87ZM98 28H99V30H100V28L101 29H107V30H109L108 32L110 33L111 32V34H112V36H111V34L110 35H108L107 33V30L105 31L104 30V33L106 34H104L103 33V30H101V34H100V32H98ZM167 28V29H166ZM175 28V29H174ZM29 29V30H28ZM37 30V32H38V34H37V32H36V30ZM72 29L74 30V31H72ZM78 29V30H77ZM97 31H96V30ZM110 29H111V31H110ZM119 29V30H118ZM129 29V30H128ZM157 29H161L162 31H164V32H162L161 34H163V36L161 35L160 36V31L161 30H159V33H157L158 32V30ZM166 29V30H165ZM194 29V28H193ZM19 32H18V31ZM43 30H44V33H42L43 32ZM118 31V33L116 32V31ZM157 30V31H156ZM199 30V31H198ZM47 31V32H46ZM88 31V33H85V32H87ZM112 31H114V33L112 32ZM119 31L120 32H122V34H127L126 36L125 35H123V36H125V37H123L124 39H120V36L122 35L121 33H119ZM126 31H128L129 33H127ZM148 31V32H147ZM153 31H154V33H153ZM28 32V33H29ZM95 32H96V34L98 35H96L95 34ZM135 32L133 31V33L135 34ZM144 32V33H143ZM147 32V33H146ZM155 32H156V36L154 35L155 34ZM187 32V33H186ZM185 33L186 34H188V31H186ZM197 32H198V34H197ZM46 33V34H45ZM49 33V34H48ZM55 33V34H54ZM72 33H74V35L72 34ZM94 33V34H93ZM153 33V34H152ZM179 33V34H178ZM184 33V35H186ZM65 34V35H64ZM71 35V37L73 38V40L71 39L70 40V38L71 37H69V39H68V36H70ZM93 34V35H92ZM117 34V35H116ZM139 34H141V33H139ZM138 34V35H139ZM159 34V35H158ZM173 34L176 36H173ZM177 34V35H176ZM38 35V36H37ZM43 35V36H42ZM50 35V36H49ZM53 35V36H52ZM63 35V36H62ZM73 35V36H72ZM93 36L94 38H96V37H99V39H102L103 37H105V39H103V40H100L99 41V39H98V42H100L99 44L98 43H96V44H94L95 43V41H97V39H94V41H92L93 39H91L92 37H89V36ZM100 35H101V38H100ZM102 35H103V37H102ZM105 35V36H104ZM110 36V37H108V36ZM114 35V36H113ZM116 35V36H115ZM131 35V34H130ZM136 35V34H135ZM149 35V36H150ZM164 35H165V37H164ZM167 35V36H166ZM181 35V36H180ZM35 38H34V37ZM48 36V37H47ZM56 36H58L57 37V39H56ZM62 36V37H61ZM107 36V37H106ZM118 36H119V41H118V39H116V38H118ZM141 36V35H140ZM174 38H173V37ZM44 37V38H43ZM46 37V38H45ZM64 37H65V39H64ZM66 37H67V39H66ZM87 37H89V39L87 38ZM111 37H113V40H114V38H115V41H113V42H111L112 40L111 39H109V38H111ZM129 38V39H127V38ZM156 37V39L158 40V38L160 39V41H158L157 43H156V41H155V39L153 40V38H155ZM167 37V38H166ZM31 38V39H32ZM53 38V39H52ZM64 39V42H62L63 41V39ZM121 38H122V36H121ZM173 38V39H172ZM185 38V37H184ZM193 38V39H192ZM40 39V40H41ZM91 40V44H88V42H87V40ZM110 40L109 42H110V44H107V43H109V42H107L106 44H103V42L105 43L106 41H108V40ZM49 41V42H47V41ZM53 40V41H52ZM58 40V41H57ZM59 40H60V42H59ZM117 40V41H116ZM125 40H127V42L125 41ZM172 40V41H171ZM198 40H200V41H198ZM39 41V40H38ZM52 41V42H51ZM126 43L125 45L123 44V46H122V49H121V45H122V43H124V42ZM170 41L172 42V44H169L170 43ZM58 42V43H57ZM101 42H102V44H101ZM115 42V43H114ZM117 42H119L118 44L119 45H117ZM122 42V43H121ZM156 44H155V43ZM198 42H200V44L198 43ZM210 42V43H209ZM63 43V44H62ZM68 45H67V44ZM150 43L152 44V45H150ZM48 44V45H47ZM62 44V45H61ZM75 44V46H77V47H75V46H73ZM89 46H88V45ZM93 44V45H92ZM153 44H155V45H153ZM193 44V45H192ZM199 44V45H198ZM213 44V45H212ZM1 45V44H0ZM55 45V46H54ZM67 45V46H66ZM79 45H81V44H79ZM91 45V46H90ZM95 45H98L100 48L98 49V46H95ZM173 45V46H172ZM177 45V46H176ZM192 45V47H190V46ZM212 45V46H211ZM56 46H57V48L58 47H60V50H59V48L58 49H56ZM66 46V47H65ZM84 46H85V49L88 51V47H96L98 50H96L95 51V49L96 48H89V50L90 51H86V54L84 53L83 54V51H84ZM87 46V47H86ZM103 46V47H102ZM125 46V47H124ZM154 46V47H153ZM157 46V47H156ZM171 46V47H170ZM189 46V47H188ZM64 49H63V48ZM70 47V46H69ZM69 47H67V48H69ZM173 47V48H172ZM208 47H210L209 49H208ZM37 48V49H36ZM53 48H55L54 50H53ZM149 47H147V49H148ZM187 48H188V50H189V52H187L188 50H187ZM40 49H43V47H41ZM143 49V48H142ZM144 49L142 50V52H141V57H142V59H143V56L145 55L144 53H143V51H144ZM171 49H172V51H171ZM191 49V50H190ZM192 49H193V51H192ZM58 50V51H57ZM93 50V51H92ZM171 51L170 53H169V51ZM97 53H95V52ZM160 51V52H159ZM192 51V53H190ZM212 51H210L211 53L209 54V55H212ZM55 52V53H54ZM94 52V53H93ZM157 52V53H156ZM165 52H167L166 54H165ZM174 52H173V54H174ZM209 52V51H208ZM40 53H42V52H40ZM89 53H91L92 54V56L89 54ZM161 53V54H160ZM188 53H190V54H188ZM38 54V57L39 56H41V54L39 55V53H36V55ZM44 54V52L42 53V55ZM53 54V55H52ZM96 54V55H95ZM158 56H157V55ZM164 54V55H163ZM170 54V55H169ZM172 54V55H173ZM89 56V58L91 59V57L93 58V55H94V58H93V61L94 62H96V63H94L92 60H90L89 58H88V56ZM49 56V57H48ZM51 56V57H50ZM97 56V57H96ZM155 56V57H154ZM159 56H160V58H159ZM78 57V56H77ZM197 57H200V59L202 60V61H198V62H196L195 63V61H196V58ZM209 57V56H208ZM97 58V59H96ZM42 59V60H41ZM47 59V60H46ZM155 59V60H154ZM160 59V60H159ZM188 59V60H187ZM215 59V58H214ZM219 59H221V60H223V61H221V60H219ZM46 60V61H45ZM90 60V61H89ZM140 60H141V58H140ZM162 60H164L163 61V63L161 62ZM231 60H234V61H231ZM31 61V60H30ZM34 61H35V59H34ZM33 61V62H34ZM189 63H188V62ZM228 61H230V62H228ZM94 63V64H96V65H94V64H92V63ZM161 62V63H160ZM77 63L74 65V67H73V69L75 68V66L77 65ZM152 63V62H151ZM230 63H231V65H230ZM233 63L235 64V65H233ZM160 64H162V65H160ZM188 64H189V66H188ZM192 64H194V65H192ZM225 64H226V66H225ZM80 65V64H79ZM156 66V65H153V64H150L149 65V68H151L152 66ZM193 66H194V68H193ZM24 67H26L27 69L28 68H30L31 66H29V65H26V66H24ZM192 67V68H191ZM77 68V67H76ZM90 68H89V70H90ZM96 68V69H95ZM189 69H190V71H189ZM65 69H63V73L65 74V76H67V77H64V79H63V82L61 81V83H60V88H61V90H59L60 88H59V85H57V86H55L54 87V89L52 88L53 86H50V88H45L46 86H44V88L42 89V87H41V89H38L40 92H41V90H43L41 93H40V95L41 96H44L43 94H47V95H45L44 97L45 98H43V99H39V104H38V101H37V105L39 106L42 102H43V104H41L40 106H41V108H43L44 109V106L43 105H46V107H45V110H42L41 109V111H40V113L42 114L43 112L46 114H44L43 113V117H45L44 118V120H43V127L46 125V126H50V123H52V125L54 124V126H51V127H44L45 129H43V128H41V129H43V130H41V133L39 132H37V130L35 129L34 130V128L35 127H33V129H32V127H31V131H33L32 132V134H33V139L34 138H36V139H34V140H38V141H40V146H42V147H44V143H45V145L47 146V144L49 145L50 143L48 142V139H51V137L50 136H48L45 132H44V130H46V128L51 132V131H54V132H52L53 133V135H55V136H59V134H61L60 136H61V138L63 139L64 138V136H67V137H69V139H70V141L68 142V143H66V142H64L65 141V139L63 140V142H62V140L60 139V136L58 137L59 139V141L61 140V142H62V144H61V142H60V144H59V148H57L56 150H54V152H55V154H54V156H53V158H55L54 159V162L55 163H57V165L59 164V165H61V164H63L64 163V159L66 158V156H67V153L68 152H72L71 154H70V156H72V155H74V156H72L71 157V164H73V162H74V160L76 159V156H79L80 157V159H79V157L77 158V160H75V162H74V164L73 165H75L74 167L76 168H74V167H72L73 165H71V169L75 172L77 169L79 170L78 171V173H77V171L75 172V173H73L72 175H73V177H72V179L73 180H75V183L77 184V185H79L80 187H85V186H87L88 188H90V190H88V188L87 187H85L83 190H82V196L85 198V200H84V202H89V203H91V202H93V201H95V200H99V201H97V204H98V202H100L101 201V198H102V202H104V200H103V198H106V196L104 195L105 193H107V192H109L108 193V196L109 195H111V196H113L114 195V193H115V190H111L110 188V186H109V188H107L108 189V191L107 190H105L103 193L104 194H102V192H101V195H102V197L99 199V198H97L96 197V195H97V192H98V190H99V187L100 186H97V185H100V182L102 181V182H104L105 181V178L102 176V178H104V181L103 180H101L100 181V179H101V177L99 176V179H97V181H99V182H97L98 184H95L96 185V187L98 188V190H97V188L96 187H94V188H92L93 186H95L94 184H92L91 182H86L85 180H87V178H89L90 177V173H93L94 171L95 172H97V173H95V174H97V176L99 175V171L100 170H102L103 171V173L102 174H104L105 173V171H106V173L104 174L105 176L107 175L108 176V174H110L111 173V169H112V167H116V166H118L117 168H120V166H122L123 168H124V164L126 163V165H125V167L127 166V168L128 169H126V168H122L123 170H124V172L122 173V177L119 179V182H121V184L123 183H126L125 181L126 180H128V182H127V184H130L129 183V181L132 183L133 181L136 183L137 182V180H138V182L140 183V181L141 182H143V183H145V181H148V178L150 179V183H148V182H146V185L145 184H143V187H145L144 189H142L143 187H141L139 190H133L134 192L132 193L131 191H130V193L128 192L127 193V195L129 196V197H134V200H136V198H137V200H142V199H144L145 200V198H146V194H148L149 193V191H150V189L151 190H153L152 192H154V190H155V186H156V182L155 181H153L154 179L155 180H157V179H159V177L158 176H155V175H153V176H150V174L152 173V174H154V171H156L158 168H160V167H158V165H156L155 167H157V169H155V167H153L154 166V162H156L157 163V159H156V156H155V158L154 157H151V159H150V157L148 156V154H147V159H146V156H144V159L142 158L143 156V154L141 153V154H139V155H141L140 157H135L134 159H131V158H127V152L126 153H124L123 154V152H125V151H123V150H121V151H123L122 152V154H120V149L121 148H123V147H120L121 145L123 146V144L125 143H127V141H130V137H131V131L129 132V130H127L128 131V134H129V140H128V138L126 139V141H125V136L124 135H122V134H118V136H117V133H116V136H115V131H117L118 133H120V131H121V129L120 128H118L119 127V124H121L120 125V127H123L124 125L123 124H125V126H127V124L125 123V121L126 120H124V123H123V120H119L120 118H116V117H111V119L110 118H106L105 119V121H104V116H103V114H102V118L101 119H98L97 117H99V115L101 114H99V115H96V116H94V117H91L92 119L93 118H96V119H93V121L92 120H90L91 118L89 117V113L91 112V113H95V112H101V111H103V110H101V107H102V105H103V107H102V109L103 108H108V103L106 102V104H107V107L106 106H104V105H106V104H103V103H105V102H102V103H100L99 102V104L98 105H100L101 107H99L100 109L99 110H97V108H96V106H94L93 107V105H92V103L91 102H89V101H87L88 103H90V104H87V102H85L87 99V92H88V97H93V99H95L94 97H97V98H100V97H105L106 96V98H110V96H113L114 95V97L113 98H111V99H114V98H116L117 97V95H119V93H116L115 94V91L117 90H119V88H120V86L118 85V84H116V80H114V79H110V81H108L106 84V86H105V84L103 85L104 87L101 89V91L104 89V88H106V89H108V88H110L109 89V91H112L111 92V95H110V92L108 91V92H106V93H108L109 94V96H107V94L105 93V90H103L102 92L104 93V94H106V95H104V94H102L101 92H100V86H99V88L98 87H96V86H91V87H93V88H95L96 87V89L98 88L99 90H95V89H88V90H90V92L92 91V93H90L86 88L85 89H80V88H82V87H80V88H78L79 89V91H80V94H78V90H77V92H76V90L74 91V90H69L70 88L69 87H71V86H69V85H72V83H69V85H67V86H65L66 84H68V83H66V82H69L71 79H72V77L70 76H68L69 74L68 73H65V71H64ZM76 70V69H75ZM186 70V71H185ZM194 70V71H193ZM98 71H99V76L97 75L98 74ZM66 72H71V74H72V72H73V70L71 71L70 70V68H67V71ZM196 72H198V71H196ZM67 74V75H66ZM70 74V75H71ZM74 74V73H73ZM89 74V75H90ZM196 74V73H195ZM97 75V76H96ZM188 76V75H187ZM74 78V77H73ZM97 79V80H98ZM65 80V81H64ZM114 80V81H113ZM74 81V80H73ZM73 81H70V82H73ZM101 80H98L97 82H98V84H100L101 82H100ZM111 81H113V82H111ZM96 82V83H97ZM100 82V83H99ZM109 82H111V83H109ZM16 83V82H15ZM63 83V84H62ZM65 83V84H64ZM74 83V82H73ZM14 84V83H13ZM109 84V85H108ZM112 84H114V85H112ZM117 85V87H116V85ZM63 85H64V87H63ZM102 85V84H101ZM69 86V87H68ZM114 86V87H113ZM63 87V88H62ZM65 87H67V88H65ZM8 88V90L7 91H9V92H4L6 95L8 94V95H13V94H15V92H16V95H18L19 93H21L20 92V90H22L21 88H20V90H19V88H18V86H16L15 84L14 85H10V87L8 86V87H6L3 91H5L6 89ZM69 88V89H68ZM111 88H115L114 90H112ZM118 88V89H117ZM50 89V90H49ZM59 91H58V90ZM65 89V90H64ZM47 90V91H46ZM55 90V91H54ZM66 91L67 93L70 91V93L72 94V91H73V98H74V102H72L71 100H67V99H65V96H63L64 94H66L65 92H63V91ZM67 90H69V91H67ZM86 92H85V91ZM121 90V89H120ZM119 90V91H120ZM14 91V92H13ZM19 91V92H18ZM44 91H45V93H44ZM52 91H54V92H52ZM61 91V92H60ZM85 92L84 94H82V92ZM116 91V92H117ZM11 92V93H10ZM74 92H76V93H74ZM95 92H99V94L101 93L102 94V96H99V94L98 93H95ZM113 92H114V94H113ZM10 93V94H9ZM18 93V94H17ZM53 93V94H52ZM94 93V94H93ZM62 94V95H61ZM69 94V93H68ZM74 94H76V96L74 95ZM96 94V96H94ZM100 94V95H101ZM56 95H61V96H59L60 98L58 99V96H56ZM67 95V94H66ZM70 95V94H69ZM69 95H67L66 96V98L69 96ZM82 95V96H81ZM84 95V96H83ZM98 95V96H97ZM46 96L49 98V100H48V98H46ZM54 96V97H53ZM72 96H70V98L72 97ZM75 96V97H74ZM116 96V97H115ZM40 97V96H39ZM57 97V98H56ZM82 97H84V98H82ZM41 98V97H40ZM63 100H62V99ZM77 98V99H76ZM78 98H80V99H82L81 101H80V99H78ZM44 99L45 100H47V102L45 101V103H44ZM54 99V100H53ZM55 99H58V101L60 102H58L57 100H55ZM65 100H67V101H65ZM80 101L81 103H82V105H80V107L78 108L77 107V105H76V101ZM84 100V101H83ZM100 100H101V98H100ZM0 101H1V99H0ZM71 103H73V104H71ZM79 101L77 102V104L79 103ZM2 103V109H1V107H0V110L2 111V113L3 112H5V114L3 115L2 113H0V114H2V116H6V115H10V116H12V115H14V110L12 111L11 109H12V107L10 108V106L8 105V107L6 106L7 105V103H5L4 101H1ZM58 102V103H57ZM65 105V103H66V105L64 106V105H62V103ZM67 102H68V104H67ZM84 102V103H83ZM56 103V104H55ZM80 103V104H81ZM5 104V105H4ZM54 106H53V105ZM86 104V105H85ZM102 104V105H101ZM47 105H48V108H47ZM57 105H59V106H57ZM61 105H62V107H61ZM69 105H72L71 107H68ZM76 107V109H75V107ZM90 105V106H89ZM1 106V105H0ZM55 106H56V108H55ZM64 106V107H63ZM92 106V107H91ZM65 107H68V108H66V110H65ZM86 107H88V108H86ZM6 108H10V111L9 110H7ZM61 108V109H60ZM71 108V109H70ZM73 108H74V110H73ZM91 108H93V109H95V112H94V110L93 109H91ZM48 109V111H46ZM53 109H54V111L56 110V112H53ZM57 109H59V110H57ZM65 111H64V110ZM68 109H70V113H67V112H69V110ZM85 109L87 110V111H85ZM91 109V110H90ZM158 109V108H157ZM7 112H9V114L8 113H6V111ZM38 110H40V108H38ZM50 110V111H49ZM60 110H62L61 111V113H60ZM72 110V111H71ZM75 110H77V113H76V111ZM83 110V111H82ZM158 110H161L160 109V107H159V109ZM43 111V112H42ZM58 111V112H57ZM74 111V113L76 114V116H75V114L74 115H72L73 112ZM79 111H82L81 113L83 114H87L86 116H88L89 117V119H88V117H86L85 115V119H83L82 117H84ZM89 111V112H88ZM93 111V112H92ZM49 112V113H48ZM64 112V113H63ZM88 112V113H87ZM51 113V115H49ZM59 113V114H58ZM66 113V114H65ZM80 113V114H79ZM39 114V113H38ZM48 114V115H47ZM61 114V115H60ZM69 114H71V115H69ZM1 116V115H0ZM50 116H53V119H52V117H50ZM57 116V117H56ZM58 117H59V119H58ZM65 117L67 118L66 120H65ZM39 118V117H38ZM51 119V120H47V119ZM87 118V119H86ZM114 120H113V119ZM46 119V120H45ZM65 122H63L62 120ZM115 119H117V121L119 120L120 121V123H119V121H118V127H116V125H115V130H113L114 131V133H113V131L111 132V130L112 129H114V128H112V127H114V123L116 124V122L117 121H115ZM52 120H54V121H52ZM57 120V121H56ZM61 120V121H60ZM83 120H84V122H83ZM90 120V121H89ZM96 120V121H95ZM99 120V122H97ZM111 120H112V122H111ZM45 121H47V123H48V125L47 124H44L45 123ZM49 121V122H48ZM83 122V124H82V122ZM96 123H95V122ZM102 121H103V123H102ZM106 121H109V123H107V126L109 125H111V123H113L112 125L113 126H110L111 128H109V126L107 127L106 125H104V126H106L105 127V129H102V128H104V126H103V124H106ZM128 121H130V120H128ZM138 121H140V122H142V120H138ZM60 122L62 125V127H66L67 129V131H69V135L68 134H65V133H68V132H66V130L64 129V128H62L61 126H60V123L58 124V123ZM65 124L64 126H63V123ZM76 122H79L78 123V125H77V123ZM87 122V123H86ZM93 124V122H94V125L93 126H95V124H96V126H99L98 127V129H102L101 131L102 132H98V131H96V129H97V127L95 128V127H93V126H91L92 124ZM100 122H101V124H100ZM123 124H122V123ZM127 122V121H126ZM136 122V121H135ZM68 125H67V124ZM69 123H70V125H69ZM72 124V125H71ZM79 124H81L80 126H79ZM85 124H88V125H86L85 126ZM97 124H100L101 126H103V127H100V125H97ZM68 127H67V126ZM76 126V128H78V126H79V128L81 129V128H85V130H86V128H87V126L88 127H90L91 126V128L92 129H94V130H92V129H90V128H87V130H91L92 132H93V134L94 135H97V136H99L100 134V136L101 137H103V139L99 136L98 138H97V140H96V142H99L101 139L102 140H104V139H106L107 138V140L110 138V137H108L109 136V130H110V132L111 133H113L112 135L110 134V136H111V138H112V136L114 135L116 138L115 139H117V137H118V139H119V135H122L124 138H122L123 139V143H121V138H120V140H118L117 142L114 140V139H111V140H114V141H110V142H113L112 143V145H111V143H110V145H109V142L107 141L106 142V140H104V142H106L105 144H104V142H101L100 141V143H95L94 141H95V136L93 135V134H91L92 132H90L89 134H91L92 136H90L89 134H87L88 132H87V130H86V132H85V130H83V129H81V132H80V129H79V132H78V130L76 129V128H73V126ZM83 125V126H82ZM90 125V126H89ZM58 126H60V128L58 127ZM72 126V127H71ZM74 126V127H75ZM6 127V126H5ZM70 127V130L68 129ZM136 127H138V130H142L140 127L141 126H136ZM7 128V127H6ZM12 128H15L14 126H12L11 127V125H10V127H9V130H8V128H7V130H5L4 129V131L2 130V132L1 133H3L4 132V135H5V137L6 138H9L8 136H10L11 135V133L12 132H14V130H10V129H12ZM54 128V129H53ZM64 129L63 131H65L64 132V134H63V131H62V129ZM72 128V129H71ZM117 128V129H116ZM127 128V127H126ZM77 131H76V130ZM108 131H107V130ZM58 130H60V131H58ZM72 130H73V132H74V130H75V132H76V134H77V136L78 137H76V136H74V135H76L75 134V132H74V134H73V132H72ZM82 130L84 131L83 133H86L88 136H87V138H85L84 136H83V134H78V133H82ZM99 130V131H100ZM103 130L105 131V133L106 134H104L103 133ZM125 130V127H124V131L125 132H127ZM8 131V132H7ZM9 131H12L11 133L9 132ZM37 132V134H39L38 135V138L36 137L37 135H36V132ZM98 132V133H96V132ZM58 132V133H57ZM71 132V133H70ZM78 132V133H77ZM6 133H8L9 135L7 136L6 135ZM45 133L46 135H47V139H45L46 138V135H45V137H44V135L43 134ZM102 133H103V135H102ZM122 133V132H121ZM142 133V132H141ZM42 135V141H43V144H41L42 143V141L40 140V138H41V135ZM86 134H84V135H86ZM108 134V135H107ZM34 135H35V137H34ZM106 135V136H105ZM63 136V137H62ZM79 136H80V138H79ZM104 136H105V138H104ZM40 137V138H39ZM49 137V138H48ZM73 137H76V139L75 138H73ZM5 138V139H6ZM72 138V139H71ZM81 138H85L84 139V141H81V140H83V139H81ZM90 138V139H89ZM92 138H94V140L92 139ZM114 138V137H113ZM74 139V140H73ZM80 140V141H76V140ZM91 139H92V141H91ZM45 140L47 141V144H46V142H45ZM85 140H89V144L92 146L93 145V143H94V146H92V147H94V149L92 150V148H90L91 146H87V143L85 142ZM136 140H138L137 138H136ZM50 141V140H49ZM72 141L73 142H75L74 144H71L72 143ZM32 142H34V141H32ZM80 142V143H79ZM82 142V143H81ZM88 142V141H87ZM91 142V143H90ZM64 143V144H63ZM84 143V144H83ZM107 143H108V147H110V146H112V149L111 148H109L108 149V147H107ZM117 143V149H116V151H115V148H116V146L114 145V144H116ZM119 143H121V144H119ZM225 143V142H224ZM70 144V145H69ZM80 144H82V146H83V149H82V146L80 145ZM99 144V145H98ZM103 144L106 146H103ZM119 144V145H118ZM66 147V149H65V147ZM76 145H78V146H76ZM96 145V146H95ZM101 145V146H100ZM114 145V146H113ZM72 146V147H71ZM80 146H81V148H80ZM103 146V147H102ZM61 147H62V149H61ZM69 149H68V148ZM77 147H79V148H77ZM89 147V148H88ZM96 147H98V148H96ZM115 147V148H114ZM70 148H71V150H70ZM85 148V149H84ZM90 149V150H92V151H88V149ZM99 148H102V149H99ZM105 149V151H104V149ZM114 148V149H113ZM119 148V149H118ZM16 149V148H15ZM81 149V152H79L78 150H80ZM95 149H97L96 150V152H95ZM107 149V150H106ZM113 150V151H115V152H117V150H118V152L117 153H115L114 154V152L113 151H111V150ZM60 150H61V152H60ZM64 150L66 151V152H64ZM68 150H70V151H68ZM84 150V151H83ZM88 152H90L91 153V155H90V153H88ZM100 150H103V151H100ZM109 150V151H108ZM84 153H83V152ZM85 151H86V154H85ZM99 151V152H98ZM111 151V152H110ZM59 152V153H58ZM63 152L65 153V155L63 154ZM103 153V154H105V155H103V154H98V153ZM113 152V153H112ZM60 154L61 153V155H59V157H58V154ZM75 153V154H74ZM79 153V154H78ZM85 154V155H83V154ZM88 153V154H87ZM56 154H57V156H56ZM77 154V155H76ZM81 154V155H80ZM92 154H93V157H95V158H97V159H95L94 158V160H97V161H100V166H101V164H102V166L101 167H99V162L97 163V162H95V161H93V158L91 157L92 156ZM96 154L97 155H101L100 157L98 156H96ZM113 154V155H112ZM117 154H119L120 156H122L121 158L119 157V155H117ZM65 157H64V156ZM84 157H83V156ZM89 157H91L89 160H88V156ZM110 155H112V156H110ZM114 155H115V157H114ZM145 155V154H144ZM57 157V159H56V157ZM81 156H82V158H83V160L81 159ZM108 156H110L111 157V161L113 162H115L113 165H111V163H110V159H109V157ZM64 157V158H63ZM75 157V158H74ZM88 157V158H87ZM104 157L106 158V159H108V160H106V159H104ZM108 157V158H107ZM118 157V158H117ZM149 157V158H148ZM63 158V159H62ZM72 158H74V159H72ZM87 158V159H86ZM102 159V160H99V159ZM114 158V160H112ZM115 158H116V161H115ZM154 158V162H152V159ZM61 159H62V161H61ZM86 159V160H85ZM92 159V160H91ZM119 159H121V161H119ZM125 161L124 163H123V160ZM130 159V160H129ZM138 159V160H137ZM141 159V160H140ZM57 160V161H56ZM72 160H73V162H72ZM81 160V164H80V161ZM89 161V163L88 164H90V165H88V164H86L85 163V161L86 162H88ZM104 160H106V162H104ZM119 162H118V161ZM61 161V162H60ZM77 161V162H76ZM82 161H83V163H82ZM93 161V163H95V164H97L96 166H97V168L99 169L100 168V170H98L96 167H95V165L93 164V165H91V162ZM126 161H128V162H126ZM133 161V162H132ZM137 161H139V162H137ZM140 161H143V162H145V163H143V162H140ZM148 161V162H147ZM152 162V163H149V162ZM59 162V163H58ZM63 162V163H62ZM79 162V163H78ZM101 162H103V163H101ZM107 162H108V164H107ZM120 163V164H118V163ZM134 162H135V164L136 165H134ZM77 163V164H76ZM105 163H106V165H105ZM122 163V164H121ZM128 163H130V164H128ZM139 163H140V165H139ZM149 163V164H148ZM80 165V167L82 168H80L79 167V165ZM83 164H85V166L86 165H88L87 167H84V165ZM109 164H110V167H108L109 166ZM138 164V165H137ZM143 164V165H142ZM153 166H152V165ZM129 165H130V167H129ZM132 165V166H131ZM134 165V166H133ZM145 165H147V166H145ZM89 166H93V168L94 169H87ZM107 166V167H106ZM112 166V167H111ZM135 166H137V167H135ZM144 166V167H143ZM78 167V168H77ZM83 167H84V169H83ZM104 167V169H106L105 171H104V169H102ZM145 167L146 168H148L150 171L152 170V169H154V170H152L153 172H151V173H146V175H145V172H146V170L148 171V172H150L148 169H145ZM153 167V168H152ZM90 168V167H89ZM110 168V169H109ZM136 168H139L140 170L143 168L144 170H139L138 169V172H137V170H136ZM87 169V170H86ZM96 169V170H95ZM127 171H126V170ZM132 169V170H131ZM85 170V172H87V173H85V172H83ZM91 170V171H90ZM93 170V171H92ZM113 170V169H112ZM136 170V171H135ZM159 170V169H158ZM101 171V172H102ZM109 171V172H108ZM134 171V172H133ZM89 172V173H88ZM101 172H100V174H101ZM108 172V173H107ZM139 172H140V174H142V175H140L139 174ZM81 173V174H80ZM83 173H84V176H81V175H83ZM129 173V174H128ZM137 173H138V175H137ZM85 174H89V175H85ZM149 174V175H148ZM81 177H80V176ZM137 176L136 178H135V176ZM148 175V176H147ZM128 176V177H127ZM131 178H130V177ZM146 176V177H145ZM156 178H155V177ZM180 176V175H179ZM82 177H85V178H82ZM143 177H145V178H143ZM148 177V178H147ZM77 178V179H76ZM82 178V179H81ZM98 178V177H97ZM112 178V176L111 177H109V179H111ZM135 178V179H134ZM138 178H140V179H138ZM79 179V180H78ZM84 179V180H83ZM123 179V180H122ZM130 179V180H129ZM131 179H133V181L131 180ZM145 179V180H144ZM81 180V181H80ZM83 180V181H82ZM136 180V181H135ZM110 181V180H109ZM124 181V182H123ZM79 182V183H78ZM80 182H82V183H85L86 185H84V186H81V185H83L82 183L80 184ZM133 182V183H134ZM137 182V183H138ZM154 182V183H153ZM87 183H90V184H88L87 185ZM108 183V182H107ZM148 183V184H147ZM153 183V184H152ZM93 185V186H90V185ZM122 184V185H123ZM109 185V184H108ZM107 185V186H108ZM121 185V186H122ZM152 185V186H151ZM124 186H125V184H124ZM91 188H92V190H91ZM154 188V189H153ZM94 189V190H93ZM148 191H147V190ZM96 190V191H95ZM147 193H146V192ZM114 192V193H113ZM142 192V193H141ZM146 193V194H144L143 196H141V194H143V193ZM152 192H150L152 195H154V193H152ZM136 193V194H135ZM138 193V194H137ZM149 193V194H150ZM87 194V195H86ZM96 194V195H95ZM100 193L98 192V196H100L99 195ZM116 194V193H115ZM134 194V195H133ZM140 194V195H139ZM89 195V196H88ZM103 195L105 196V197H103ZM107 195V194H106ZM135 195H137V196H135ZM82 196H81V198H82ZM91 196V197H90ZM124 196V198H127L128 196H125V195H123ZM122 195H121V197H123ZM94 200H93V199ZM97 198V199H96ZM89 199H90V201H89ZM88 200V201H87ZM93 200V201H92ZM139 200V201H140ZM143 201V200H142ZM142 201H140V202H138L137 204L134 202V203H130V204H128V205H121V204H119L118 205V208H116L115 210H113L112 212H110V209L108 208V211H106V209L107 208H104L103 210V214L105 213V211H106V215H108L107 216V219L109 220V221H105L106 223H105V229L106 228H111V231H112V225L113 224H115V223H117V222H119V221H122V219H119V217H118V212L120 211V210H122L121 211V213H128L129 211H134L135 209V211H134V214H137L136 212H137V210H139L140 209V212L141 211H145V209L147 210L148 208H145L144 209V207L145 206H143V207H141L142 206ZM230 201V200H229ZM80 202V203H79ZM74 203H76V202H74ZM120 203H125V202H123V200L120 202ZM193 202H191V203H188V202H179V203H177V204H174L173 205V207H177V208H180V209H193V211L194 210H197V209H201L202 208V206L200 205V204H198V203H193ZM79 204H81V205H79ZM85 203H83V201H78L77 203H76V207H82V205H84ZM134 204V205H133ZM160 203H155V210H158L159 209V207L160 206H162V207H160V211H167V210H169L168 208H170V206H172L171 204H168V205H166V203H164L163 205H165V206H163L162 204H160ZM182 204V205H181ZM196 204V205H195ZM72 205H74V204H72ZM99 205H100V203H99ZM136 205V206H135ZM124 206H125V209H124ZM166 206H168V208L166 207ZM187 206V207H186ZM189 206H190V208H189ZM198 206V207H197ZM234 206V208L235 207H237V206H235V205H233ZM100 207V206H99ZM98 207V209H99V211L97 210V211H95L94 210V212L93 213H95V215H94V217L97 219L98 217H99V215L101 214V212H100V208H102V207H100L99 208ZM104 207V206H103ZM128 207V208H127ZM140 207V208H139ZM164 207L166 208V209H164ZM195 207V208H194ZM83 209H84V206L82 207ZM132 210H131V209ZM157 208V209H156ZM210 208H212L211 206H209V208H207V210H205V211H202V210H200V212L201 213H203V214H207V213H210V211L212 212L214 209H210ZM127 209V210H126ZM142 209H144V210H142ZM73 207H71V209L70 210H68L67 212H56L55 213V216H60V218H58L57 217V219L54 217V219H55V221L56 220H58V219H61V220H58V221H66L67 220V223H72V224H77V222L80 224V223H82L83 221H81L80 219H74V216H75V212H73ZM82 210V209H81ZM153 210V211H152ZM151 211V213H153V212H155L154 211V209H152ZM102 211V210H101ZM72 212V214H71V216H70V218L68 219V217L69 216H67L68 214H70V213ZM98 212H99V215H98ZM108 212L109 213H111V214H108ZM205 212V213H204ZM207 212V213H206ZM60 213V214H59ZM66 213V214H65ZM59 214V215H58ZM105 214H104V216H105ZM138 214H141V213H139V211H138ZM61 215H63V216H66V217H63V216H61ZM96 215H98V217H96ZM120 215V214H119ZM62 217H63V220H62ZM112 217V218H111ZM124 216H122V218H123ZM66 218V219H65ZM105 218V217H104ZM118 218V220H116ZM121 218V217H120ZM125 218H128V216H126ZM125 218H123V219H125ZM73 219V220H72ZM94 219V218H93ZM96 219H94V220H92V221H88L86 224H89L90 223V225L89 226H91L92 224V222H95L96 221ZM106 218L104 219V220H107ZM111 219V220H110ZM126 221H127V219H125ZM71 221H73V222H71ZM115 223H114V222ZM76 222V223H75ZM108 223V224H107ZM171 222H168V227H171V224H170ZM169 224H170V226H169ZM163 227V226H162ZM160 228V229H163V228ZM164 229L163 230H171L170 228H168L167 226H165L164 225ZM37 230H34V231H30L31 233H34V232H36ZM29 232V233H30ZM38 232V231H37ZM139 232V231H138ZM203 232V231H202ZM57 234H60V236L59 235H57ZM56 235L57 236H55V240L56 241H58V239H59V241L61 240L62 241V239H63V234H61V233H57ZM105 234H106V231H105V233L104 234H102V235H100V237H99V235L98 234H96V233H94L93 235L91 234H86L85 236L82 234V231H79L78 230V233H76V235H75V237H81V235H82V239H85V241H86V243L87 244H93V243H97L98 241L96 240V238L97 239H103V236L105 237ZM140 234H141V231H140ZM142 234H143V231H142ZM202 234V233H201ZM62 235V236H61ZM90 236V237H89ZM95 236V237H94ZM62 237V238H61ZM84 237H86V238H84ZM102 237V238H101ZM89 240H88V239ZM91 239V240H90ZM94 240V241H93ZM113 241L115 242V240H113V239H111L108 243H106L105 245H117L116 243H113ZM88 242H90V243H88ZM52 242L51 241H48V240H44L42 243H40L41 245H52L51 244ZM149 243V242H148ZM123 245H133L132 243H122ZM147 243H144L143 245H146ZM121 245V244H120ZM108 248H111V247H108ZM108 250V249H107ZM196 251H200V247H198V246H196ZM192 254V252H190L189 253V255H191ZM90 256H91V254H90ZM72 262H73V264H91V259H90V257H89V255H87V256H83L81 259H78V260H76V261H73L72 260ZM47 262H45V264H46Z\"/></svg>","mask_w":264,"mask_h":264}]
</instances>
